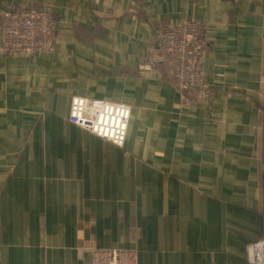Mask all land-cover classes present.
<instances>
[{"label":"crops","instance_id":"crops-1","mask_svg":"<svg viewBox=\"0 0 264 264\" xmlns=\"http://www.w3.org/2000/svg\"><path fill=\"white\" fill-rule=\"evenodd\" d=\"M50 10L36 55L0 39V264H249L264 232V0H0ZM204 28V93L152 36ZM154 55V54H153ZM73 96L131 106L118 147L68 121Z\"/></svg>","mask_w":264,"mask_h":264},{"label":"built area","instance_id":"built-area-1","mask_svg":"<svg viewBox=\"0 0 264 264\" xmlns=\"http://www.w3.org/2000/svg\"><path fill=\"white\" fill-rule=\"evenodd\" d=\"M52 16L45 7L6 11L0 18V39L6 53L36 55L46 46ZM207 41L201 24L187 21L164 25L152 36V58L164 75L177 82L190 96L204 93L202 64ZM154 54V55H153ZM131 107L82 96L71 98L68 121L111 144L123 146ZM249 264H264V232L261 238L246 245ZM91 264H136V256L125 250H93Z\"/></svg>","mask_w":264,"mask_h":264},{"label":"rangeland","instance_id":"rangeland-1","mask_svg":"<svg viewBox=\"0 0 264 264\" xmlns=\"http://www.w3.org/2000/svg\"><path fill=\"white\" fill-rule=\"evenodd\" d=\"M40 7H42V6H40ZM45 7V6H44ZM30 7H27V8H24V9H14V10H10V11H23V10H27V9H29ZM36 8H39V7H36ZM49 10V9H48ZM49 12H50V10H49ZM163 73V72H162ZM164 74V73H163ZM71 102V101H70ZM131 107V106H130ZM131 114V113H130ZM68 118V117H67Z\"/></svg>","mask_w":264,"mask_h":264}]
</instances>
